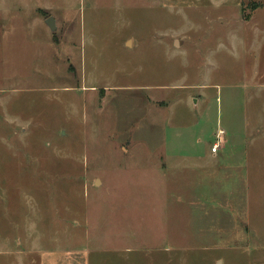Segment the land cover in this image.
Masks as SVG:
<instances>
[{
    "label": "rangeland",
    "instance_id": "obj_1",
    "mask_svg": "<svg viewBox=\"0 0 264 264\" xmlns=\"http://www.w3.org/2000/svg\"><path fill=\"white\" fill-rule=\"evenodd\" d=\"M0 264H264V0H0Z\"/></svg>",
    "mask_w": 264,
    "mask_h": 264
},
{
    "label": "built area",
    "instance_id": "obj_2",
    "mask_svg": "<svg viewBox=\"0 0 264 264\" xmlns=\"http://www.w3.org/2000/svg\"><path fill=\"white\" fill-rule=\"evenodd\" d=\"M220 133H221V131H219V133L217 135L218 139L215 142L212 143V146L210 148L211 152H213V153L217 152V150L219 149Z\"/></svg>",
    "mask_w": 264,
    "mask_h": 264
},
{
    "label": "water",
    "instance_id": "obj_3",
    "mask_svg": "<svg viewBox=\"0 0 264 264\" xmlns=\"http://www.w3.org/2000/svg\"><path fill=\"white\" fill-rule=\"evenodd\" d=\"M45 22L49 26L50 29H52V30L55 29L54 19H53L52 16L47 17L46 20H45Z\"/></svg>",
    "mask_w": 264,
    "mask_h": 264
},
{
    "label": "crops",
    "instance_id": "obj_4",
    "mask_svg": "<svg viewBox=\"0 0 264 264\" xmlns=\"http://www.w3.org/2000/svg\"><path fill=\"white\" fill-rule=\"evenodd\" d=\"M218 152H220V149H218L217 152H215V153L211 152V150H210V153L212 155L211 158L214 159L215 158L214 156L217 155Z\"/></svg>",
    "mask_w": 264,
    "mask_h": 264
}]
</instances>
